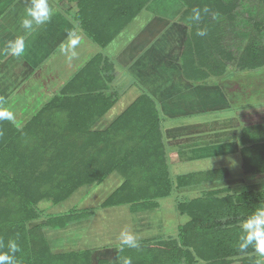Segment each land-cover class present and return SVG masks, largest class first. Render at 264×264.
<instances>
[{"label":"trees","instance_id":"trees-1","mask_svg":"<svg viewBox=\"0 0 264 264\" xmlns=\"http://www.w3.org/2000/svg\"><path fill=\"white\" fill-rule=\"evenodd\" d=\"M67 1L76 4L72 18L104 49L151 0ZM179 1L183 9L178 19L188 28L181 50L184 76L197 79L223 73V62L213 56L221 54L228 59L231 53L215 51L220 47L221 36L211 12L231 19L235 4L231 0H198L200 3L195 4L197 0ZM205 6L210 13H202L201 20L194 22L192 10ZM198 29H206L207 35L197 36ZM249 38L238 57L239 68L263 67L264 46H260L257 36ZM97 62L103 63V72L94 68ZM90 68L93 73L86 80L84 72ZM114 69L112 58L97 53L74 77L76 82L72 78L62 94L46 102L22 127H16L0 111V253L11 255L8 245L14 241L19 247L15 264H90V249L54 252L44 234L46 227H63L76 220L82 215L77 210L45 215L43 224L26 227L27 221L43 216L36 207L41 198L61 202L84 182L104 180L117 172L123 180L100 208L128 205L131 210H142L154 208L156 200L169 196L176 188L215 179L219 168L171 179L161 133L165 117L144 90L105 129H91L120 93L104 86L107 71L108 79H114ZM251 165L256 172H264V164L258 168ZM225 192L229 193L226 188ZM37 194L39 198L35 197ZM218 194L208 200L199 196L178 202L177 212L187 220L178 227L177 238L164 242L166 245L156 244V257L149 259L146 254L138 258L143 263L161 264H252L248 263L251 258L256 261L253 255L241 260L232 257L255 252L251 245L244 251L239 249L245 235L241 223L264 211V189ZM93 212L89 209L88 214ZM139 252L145 255L144 250ZM98 264L108 263L99 260Z\"/></svg>","mask_w":264,"mask_h":264},{"label":"crops","instance_id":"crops-1","mask_svg":"<svg viewBox=\"0 0 264 264\" xmlns=\"http://www.w3.org/2000/svg\"><path fill=\"white\" fill-rule=\"evenodd\" d=\"M47 3L52 13L50 20L44 25H34L33 30L26 33L20 28V21L25 15V8L30 4V0H0V111L16 127H22L46 102L62 94L63 87L65 85L67 87L87 62L101 52L112 58L116 70L114 79H108L107 71V79L101 78V81L105 80L104 86L106 85L107 90L120 92L116 101L102 116L115 111L116 118L144 90L165 117L164 121L167 124L163 121L162 125L169 126L166 128L167 137L164 145L171 179L196 171L191 169L173 175L169 169L170 165L175 168L181 162H203L206 158L222 159V156L229 157L232 160L231 164L238 163L241 169L239 174H243L242 172L245 171L243 150L245 145L253 140L250 136L254 128V125L244 128L243 118L254 115L259 121L264 120L262 90L264 66L251 69L248 73L251 75L245 79V91L241 88V80L236 75L222 77V73H217L197 79L185 77L181 50L188 28L178 19L183 9L180 2V5L175 6L178 11L169 16L165 12V14L154 12L148 9L147 5L107 43L104 49H101L72 18L77 10L75 3L67 0H47ZM163 20H167L164 25L161 24ZM16 40L25 42L24 53L19 57L10 55V45ZM94 68L101 70L103 63L97 62ZM255 72L256 74L252 75ZM84 73L86 80L90 79L88 77L92 75L93 68ZM253 83L258 84V87ZM127 86L129 87L126 91ZM206 89V94L211 98L215 95L213 99L221 100L222 97L227 107L206 110L203 107L206 106L207 101L206 94L205 96L203 94ZM127 96L132 97L133 101H129ZM226 109H233L231 115L226 113V116L220 115L210 120L203 116L204 119L193 121L195 116L211 112L219 113ZM25 110L27 112L23 115ZM229 120L232 124L227 126ZM207 123L215 124L218 128L202 133L200 129ZM94 124L92 127L95 126ZM109 124L110 122L106 123L99 130L105 129ZM177 128L185 131L175 134L169 132L170 129L177 130ZM246 131L252 134L245 137ZM216 168L224 169L229 174L228 167L219 165ZM208 169L210 168L205 170ZM77 191L78 189L73 191L69 199L59 202L63 203L67 200L71 205L67 209L57 211L56 214L72 209L82 214L65 227L74 233L70 235L71 241L75 244H70L74 248L72 250H91L90 264H98L99 260H104L108 264H125L129 259L131 264H157L158 262L143 263L141 257L138 258L139 251L144 250L149 259L156 257L153 254V247L156 244L166 245L164 242L169 243L177 238L178 227L187 219L177 212L178 199L175 198L178 195L177 190L167 197L156 200L157 204L154 208L135 210L136 208L133 207L131 210L128 205H113L106 208L99 206L94 209L92 215L88 214L89 206L80 205L83 203L81 195L73 201ZM168 197L174 200L171 204V210L173 208L171 218L175 220H172L171 233L167 231L170 224H167L166 218L162 216L163 210L159 204V200ZM125 230L137 238L138 248L121 246L119 237ZM65 241L63 243H66Z\"/></svg>","mask_w":264,"mask_h":264},{"label":"rangeland","instance_id":"rangeland-1","mask_svg":"<svg viewBox=\"0 0 264 264\" xmlns=\"http://www.w3.org/2000/svg\"><path fill=\"white\" fill-rule=\"evenodd\" d=\"M223 1L225 2L227 0H223ZM150 2H149L150 4L148 3V7H147L148 9H152L154 10V12L168 13L167 14L168 16L178 11V9H176L175 6L181 4V3L179 4L180 2L179 0L176 1L177 4L174 0H151ZM231 2L235 4V7L233 6L234 7V11H233L234 17L231 19H228L225 17L224 14H219L214 19L218 23L217 29H218L219 35L221 36L220 47L219 49H215V51L216 50L219 51L223 49L224 52H230L231 55L228 59L224 56L220 57L221 54L218 56L214 55L213 59L218 60L217 58H219L223 62L224 72L222 73V77H226L230 75L238 76V79L241 80V81L239 80L241 82L240 84L241 88H243V90L245 91L246 89L245 79L251 75V74L248 75V73L251 72V69L253 68H250V69L239 68V63H238L239 58L238 57H239V54L243 51L244 47L247 45L250 39L249 36H257V40L259 41L260 46L261 47L264 46V0H231ZM195 3H200V2L197 0L194 2V4ZM172 5L174 6L172 7ZM166 21L167 20H163V23L161 24L164 25ZM255 24H258V26L255 27L254 26ZM259 68H263V67H259ZM246 70H248V72ZM255 74L256 72L252 73V75H255ZM126 78H128L127 75H126ZM253 84H255V87H258V84L256 83H253ZM127 85H129L128 82H127ZM132 85H135V84L132 83ZM128 87L129 86H127V88L125 89L126 91ZM138 89L140 90V88ZM262 90L264 93V88ZM204 92L205 93L203 94L205 96V94L207 93V89ZM213 96L215 97V95ZM213 96L211 98L208 94H206V97H207V101L205 103L206 106H203L204 108H206V110H216V109H222L224 107H227V104L225 100L222 99V97H221V100L219 99L215 100L213 99ZM127 99H130L129 101H133V98L130 96L129 97L127 96ZM232 111L233 109H226V110L220 111L219 113L211 112V113H207L202 116H195L193 118L194 119L193 121L197 122L200 119L202 120L204 119L203 116H205V118H208L210 120V118L217 117L220 115L226 116V113L227 115H231ZM25 112H27V110L23 112V115H25L24 114ZM115 116H116L115 111L109 112L108 114L101 116L98 119V121L94 124L95 126L92 127V129L98 131L99 129L104 127L106 123L108 122L111 123L113 118H115ZM252 117L254 119L251 120ZM176 122H181V120H176ZM223 122H225V120ZM243 123H244V128L246 126H248V128L253 127L254 125V128L252 130L253 134L249 131H246L245 137H249L252 134L250 137H253V140L250 141V144L247 143L243 150V162H244L243 165H244V170H245L242 172L243 174L242 175L239 174L241 172V169L239 168L238 163L233 162V164H231L232 160L229 159V157H224V156H222V159H219V157L206 158L203 160V162H199V161L197 162L191 161L190 163L181 162L175 168L173 165H170L169 169L171 170V173L173 175L184 173L187 170H191V169H194L195 171H198V170L203 171L207 168L218 169L216 167H219V165L223 167H228L230 169V171L228 170L229 174L225 172L224 169L217 170L218 172L216 176L214 177L215 179L206 181L204 183L185 185L183 188L184 191H181L183 189H180V188L175 189L178 191V195L175 196V198L178 199V202L186 201L187 199L197 198L199 196H203V199H206V200L212 199V198H215L217 195H219L218 193H220V195L221 194L224 195L226 193L225 188L229 191V193L225 195L237 194V193L240 194V192H244V191H249V190L255 191L258 189H264V172H256L255 169L254 170L251 169L254 167L251 165L252 163L255 165L256 168H258L259 165L264 164V120L259 121L258 119H256V116L251 115L248 117H244ZM164 124H167V122L164 121ZM230 124L232 123L229 120V122L226 125L229 126ZM167 127L169 126L161 125V133L163 135V138L167 137V131H166ZM214 128H218V126H215V124H212V123L211 124L207 123L205 124V127L203 126V128L200 130H202L201 131L202 133L203 131L204 133H206L209 130L212 131ZM180 131L181 133H183L185 129L177 128V130L176 129L169 130V132H173V134L179 133ZM255 162H257V165L255 164ZM245 163L246 164L250 163V164L248 166L247 165L245 166ZM120 178L123 180L120 174H118L117 172H114V173L112 172V174L107 176L104 180H100V181L94 180L88 183L84 182L77 188L78 191L74 194L73 201L77 199V196L81 195V200L83 203H80V205L89 206L87 207V209H95L100 206L101 201L103 200L105 196L110 195L117 188ZM121 179L120 181L122 182ZM209 191H211L210 196L207 195ZM35 197L39 198L40 195L37 194ZM159 201H160L159 204L163 210L161 214L162 216L164 215V218H166V223L170 224L167 227V231L171 233L172 220L173 221L175 220V218L173 219L171 218V212L173 210V208L171 210V204L172 202H174V200L168 197V198H165ZM36 205L35 206L39 210H41L43 216L40 215L39 218L27 221L26 222L27 228L36 226L37 224H43L44 221L46 220L45 215L52 216L56 214L57 211H60L64 208L67 209L71 205V202L70 201L67 202L66 200L63 203H59V202L55 203V202H52L50 199L41 198V200L37 202ZM64 213L66 212L64 211L62 214ZM181 216L184 217V215H181ZM244 221L245 220H243L242 223ZM65 226L56 227V228L46 227L44 229V234L47 239V244L49 247L52 248V251L54 252H61L65 250L74 249L71 246L72 244H74V242H72L70 238V235L71 234L73 235L74 233H71V230H69ZM65 240H67V242ZM63 241H65L66 243H63ZM163 255H166V254H163ZM252 255L256 258L255 259L256 261H254V258H251V259H248V263L251 262L252 264H264V256H261L256 251L255 252H245L241 255L233 256L232 259L241 260L244 258H249ZM139 256L143 258L146 255L138 254V257ZM240 263H241L240 261H237V262H234L233 264H240Z\"/></svg>","mask_w":264,"mask_h":264},{"label":"clouds","instance_id":"clouds-1","mask_svg":"<svg viewBox=\"0 0 264 264\" xmlns=\"http://www.w3.org/2000/svg\"><path fill=\"white\" fill-rule=\"evenodd\" d=\"M202 13L207 15L210 9L205 6L203 9L194 8L192 10V20L199 22L202 18ZM52 13L48 6L47 0H30V4L25 8V15L20 21V28L26 33H30L34 25H44L51 17ZM212 18L215 19L218 13L211 12ZM197 36H206V29H198ZM25 50V42L16 40L10 45V55L19 57L22 56ZM242 229L245 233L241 237L239 249L246 250L250 245L261 256H264V211H258L242 223ZM121 246L129 248H138L139 243L137 238L128 231H122L119 237ZM9 251L12 253H0V264H15V253L19 251L18 245L14 241L9 242ZM125 264H131V260H127Z\"/></svg>","mask_w":264,"mask_h":264}]
</instances>
